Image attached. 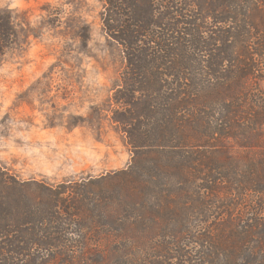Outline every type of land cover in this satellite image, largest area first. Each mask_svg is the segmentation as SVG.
<instances>
[{
  "label": "trees",
  "instance_id": "16d2710c",
  "mask_svg": "<svg viewBox=\"0 0 264 264\" xmlns=\"http://www.w3.org/2000/svg\"><path fill=\"white\" fill-rule=\"evenodd\" d=\"M102 2L132 163L93 198L0 166V264H264V0Z\"/></svg>",
  "mask_w": 264,
  "mask_h": 264
},
{
  "label": "rangeland",
  "instance_id": "374dc122",
  "mask_svg": "<svg viewBox=\"0 0 264 264\" xmlns=\"http://www.w3.org/2000/svg\"><path fill=\"white\" fill-rule=\"evenodd\" d=\"M103 11L102 0H0L12 29L0 45V166L21 182L65 185L71 197L101 181L85 191L93 198L101 187L113 194L115 174L132 163L113 121L126 62ZM110 206L105 215H117Z\"/></svg>",
  "mask_w": 264,
  "mask_h": 264
}]
</instances>
